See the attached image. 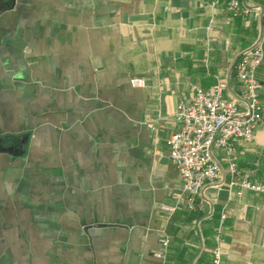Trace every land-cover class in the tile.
Masks as SVG:
<instances>
[{
	"label": "crops",
	"instance_id": "0c3cea01",
	"mask_svg": "<svg viewBox=\"0 0 264 264\" xmlns=\"http://www.w3.org/2000/svg\"><path fill=\"white\" fill-rule=\"evenodd\" d=\"M224 1L0 0V264H211L215 245L264 264V198L227 186L221 150L202 209H168L177 103L217 82L240 103L235 64L262 32L264 0ZM255 77L261 121L235 154L259 181L264 61Z\"/></svg>",
	"mask_w": 264,
	"mask_h": 264
},
{
	"label": "built area",
	"instance_id": "2783aa9c",
	"mask_svg": "<svg viewBox=\"0 0 264 264\" xmlns=\"http://www.w3.org/2000/svg\"><path fill=\"white\" fill-rule=\"evenodd\" d=\"M224 5L234 14L257 16L242 10L240 0H225ZM262 32L254 46L240 54L235 73L243 86L240 103L223 97V88L215 83L210 89L196 88L191 98L177 103L175 119L179 129L166 139L169 158L179 175V191L175 194L173 210L184 207L192 211L202 209L196 201L199 189L207 183L220 179L223 175L221 163L213 154L214 149L222 151L226 172L230 175L229 188H236L237 194L243 189H251L264 198V176L259 181L251 180L252 170L238 167L235 144L238 141L249 143L254 140L255 131L261 121L262 104L259 99L260 83L255 77V69L264 61V5ZM134 85H144V79H132ZM244 104L242 111L240 105ZM257 165V162L254 163ZM226 217L223 213L221 218ZM163 257L168 239H160ZM211 264H223L222 254L217 245L211 249Z\"/></svg>",
	"mask_w": 264,
	"mask_h": 264
}]
</instances>
